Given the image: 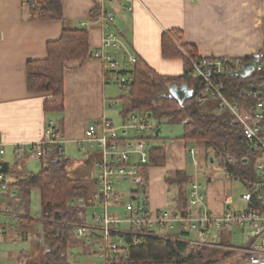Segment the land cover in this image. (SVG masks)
<instances>
[{"label": "crops", "instance_id": "obj_1", "mask_svg": "<svg viewBox=\"0 0 264 264\" xmlns=\"http://www.w3.org/2000/svg\"><path fill=\"white\" fill-rule=\"evenodd\" d=\"M108 13L115 17L110 31L120 36L132 56L143 60L161 76L180 77L185 72L183 59H166L163 56L164 36L173 31L182 32L183 42L195 47L203 59L229 58L237 61L264 52L262 0H61L58 16L48 19L34 17L23 0H0V137L6 145L0 166L7 172L3 173L6 183L0 195V211L4 213L6 205L12 209L11 215H0V243L8 235L19 239L17 228L24 225L20 222L22 218L35 220L28 212L32 190L25 189L20 182L33 174L27 170V163L38 158L16 154L17 146L42 141L48 124L55 122L59 129L61 122L64 139L61 154L55 153L52 146L39 160L43 164L46 158L61 155L69 160L71 180L95 181L100 173L101 150L87 145L81 149L79 143L94 123L110 121L114 127L124 124L123 119L118 124L114 123L106 113L107 107L111 108L114 102L119 103L118 99L107 95L109 84H118L116 73L103 60L92 56L97 52L112 55L121 68H128L124 52L104 48L108 33L104 24ZM67 29L87 30L90 56L85 61L66 63L64 110L62 113H47L45 103L53 100V95L29 91L27 66L29 62L46 59L48 44L59 41ZM245 66L253 68V62ZM166 142L165 164L151 167L147 172L149 211L153 214L174 208L178 192L175 186H169L168 181L174 180L178 172H191L189 158L192 167H198L197 150L183 139V135ZM138 161V156L134 155L131 164L137 165ZM195 176L199 182L198 175ZM126 184L134 186L125 187ZM136 189L134 180L116 185L108 209L111 220L124 221L128 217L126 207L134 203L132 193ZM226 195L225 190L220 192L216 186L209 187V197L205 193V205L210 212L220 214L229 206ZM96 198L97 194L92 206ZM92 206L87 210L95 209ZM85 222L98 225L92 215H87ZM120 229L127 231L130 226L124 223ZM42 237L37 236L43 242Z\"/></svg>", "mask_w": 264, "mask_h": 264}, {"label": "trees", "instance_id": "obj_2", "mask_svg": "<svg viewBox=\"0 0 264 264\" xmlns=\"http://www.w3.org/2000/svg\"><path fill=\"white\" fill-rule=\"evenodd\" d=\"M61 0H43L40 19L58 16ZM182 32L173 31L165 34L162 44L163 56L166 59H183L185 72L180 77L161 76L157 74L143 60L139 59L131 67L116 73V78L126 76L128 81L124 85L126 93L122 98L123 121L133 113L151 115L157 121V127L163 122L179 124L184 127L183 139L189 144L200 143L208 157L209 165L215 162L221 167L224 176L229 181H239L248 187L256 180L254 162H240L230 165L228 156L242 158L250 152V146L243 131L227 111L218 112L219 103L199 102L202 90L199 81L191 77L190 64L187 56L197 60L199 55L195 47L185 44ZM48 57L44 60L29 62L27 66V85L30 92L51 93L53 100L45 103L47 113H62L64 110V75L66 63L73 60L85 61L90 56L89 37L86 29L65 30L59 41L48 44ZM264 52L237 60L243 66L254 62ZM251 78L227 77L226 95L234 101L243 100V91L247 88ZM173 84H185L194 90V95L183 104L173 98L170 88ZM218 113H217V112ZM110 122V121H109ZM111 123V122H110ZM58 132L62 135V123L59 122ZM159 141L155 136L152 141ZM156 146L148 152L147 163L138 165V179L134 180L137 189L132 193V202L141 204L149 209L147 196V172L149 168L163 166L166 160V142ZM55 153L61 154V146H53ZM49 148L45 150L48 152ZM212 158V159H211ZM213 160V162H212ZM42 169L37 174L27 175L20 184L27 190H38L41 199V220L43 243L46 249L45 259L40 264H89L86 260L81 263L89 246L79 240L76 225L85 224L86 210L92 206L97 194V180L74 181L69 178V160L61 155L46 158ZM4 173H7L2 169ZM196 181V177L189 172H178L174 180L168 181L169 186L177 188L174 199L173 214L186 217L196 212L190 204L189 187ZM207 183L212 179L207 178ZM74 202V205L71 204ZM23 224H33L35 220L22 218ZM185 238V239H184ZM187 234L173 235L168 239L155 237H125L123 256L115 257L112 264H214L219 262L215 258L234 257L235 264H241L234 251L218 250L208 246H195L186 243ZM184 239V240H182ZM85 242V243H84ZM82 246V247H80ZM226 246V244H222ZM227 247V246H226ZM76 248L81 251L79 261L70 259L69 253ZM228 248V247H227Z\"/></svg>", "mask_w": 264, "mask_h": 264}, {"label": "built area", "instance_id": "obj_3", "mask_svg": "<svg viewBox=\"0 0 264 264\" xmlns=\"http://www.w3.org/2000/svg\"><path fill=\"white\" fill-rule=\"evenodd\" d=\"M262 1L264 4V0ZM42 2L43 0H23L25 7H29L36 18H39L42 11ZM114 21V14L108 13L104 24L108 32L104 40V48L124 52L127 56L126 67H131L138 58L128 52L118 34L110 31ZM92 56L107 63L112 72L123 70L112 55L97 52L92 53ZM187 60L190 64L191 77L199 81L202 87L199 102L219 103L218 112L227 111L241 127L249 143L250 152L242 158L227 157V162L232 166L240 162L255 164L256 180L247 187L248 199L243 198L247 202V207L237 210L229 205L220 214L210 212L205 205L204 186L195 181L190 185V204L196 212L186 217L175 215L171 210L153 214L141 204L129 203L126 207L128 217L124 221L111 220L108 209L114 189L123 181L138 179L137 166L147 163L148 152L153 149L151 141L156 136V129L144 113H133L119 127H114L108 121L94 123L86 130L79 148L83 149L84 145H87L101 150L97 198L94 207L92 206L100 210L92 213L98 225H76L78 239L85 241L89 246L85 256H94L97 260L89 264H112L110 262L115 257L123 256L126 253L124 249L126 236L168 239L173 235L187 234L186 240L182 239L186 243L215 248L222 246L217 232L234 228L246 235L247 243L243 246L226 245L228 249L237 253L241 264H264V54L253 62V71L247 77L251 78V81L244 89V98L240 102H234L227 97L225 80L233 73L243 70L245 65L241 66L229 58L199 57L197 60H192L187 56ZM127 81L126 76H120L118 84L124 88ZM132 134L134 137H131ZM63 143L64 139L58 132L57 123L50 122L42 141L17 146L15 153L41 159L45 157L47 147L62 146ZM5 154L6 145L0 137V157ZM134 155L139 159L137 165L131 164ZM3 173L0 166V195L6 183ZM13 197L14 195H11V198ZM73 205L74 202L71 206ZM11 210L6 205L5 212L0 211V215H11ZM124 223L130 226L129 230L120 229L121 224ZM69 255L71 260L79 261L78 256L71 252Z\"/></svg>", "mask_w": 264, "mask_h": 264}, {"label": "rangeland", "instance_id": "obj_4", "mask_svg": "<svg viewBox=\"0 0 264 264\" xmlns=\"http://www.w3.org/2000/svg\"><path fill=\"white\" fill-rule=\"evenodd\" d=\"M110 88L107 90V95L109 97H113L119 100V103H113L112 107H107L106 113L108 117H110L114 123L118 124L121 122L122 117L120 116V112L122 111V98L126 91L121 89V86L118 84H109ZM216 103L215 101H211ZM152 126L155 129H159L157 126V121L153 118L150 119ZM161 134L160 140L155 141L151 144V147L155 145H161L163 141L172 140L180 138L181 135H184V127L179 124H167L163 122L160 125ZM197 150L196 159L198 161V167H192V160L189 158V168L191 170L190 174L194 177L198 175L199 182L203 184L204 191L209 197V187L216 186L217 190L226 192V203L227 205H231L237 210H242L247 207L246 200L242 199V196L248 192L247 186L240 183L239 181H233L231 184L229 180L226 179L221 167L218 163H211L213 165H209L208 163V155L204 149V147L200 143L192 142ZM207 157V160H206ZM27 170L33 174H37L42 169V163L39 159L32 160L26 165ZM207 178H211L212 182L209 184L206 182ZM134 185L126 184L125 187H132ZM207 200V199H206ZM28 212L31 218L35 219L33 225L24 224L23 226H19L17 228L18 237L14 238V235H8L5 239H3L0 243V264H40L45 259L46 249L43 245V242L38 240L37 236L42 237V223L36 221V219H40L41 217V199L40 192L36 189L31 191V195L29 197L28 202ZM98 209V208H97ZM89 209L87 210V215L91 216L94 211H100L99 209ZM1 220V219H0ZM219 235V241L221 244H226L230 246H243L247 243V238L244 233L240 230L234 228L229 230H222L217 232ZM15 240V242L13 241ZM218 250L231 251L226 246L215 247ZM214 248V249H215ZM94 249V248H93ZM95 250V249H94ZM21 254H24V257H21ZM72 254L80 257L81 251L74 248ZM219 262L214 264H235L236 258L227 257L222 258L221 255H217L215 258ZM89 260L90 262H96V258L94 256L85 258L81 257V263H85L84 261Z\"/></svg>", "mask_w": 264, "mask_h": 264}, {"label": "water", "instance_id": "obj_5", "mask_svg": "<svg viewBox=\"0 0 264 264\" xmlns=\"http://www.w3.org/2000/svg\"><path fill=\"white\" fill-rule=\"evenodd\" d=\"M253 71V68L251 66H245L243 70L238 71L236 73H233L231 77L234 78H245L251 72ZM170 92L172 94V97L177 99L180 104H183L187 99L191 98L193 96V91L188 88L187 85L183 84L181 86L177 84H173L170 88ZM151 117V116H149ZM160 129L157 130L156 134L157 136L160 134ZM243 198L248 199V195L243 196Z\"/></svg>", "mask_w": 264, "mask_h": 264}]
</instances>
